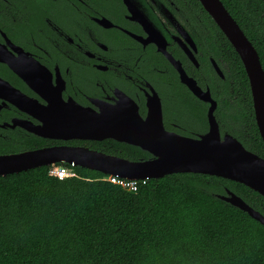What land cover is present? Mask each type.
Listing matches in <instances>:
<instances>
[{"label": "trees", "instance_id": "1", "mask_svg": "<svg viewBox=\"0 0 264 264\" xmlns=\"http://www.w3.org/2000/svg\"><path fill=\"white\" fill-rule=\"evenodd\" d=\"M51 1L15 0L10 8L28 3L47 9ZM176 1L201 52L199 68L184 60L185 66L200 84L210 85L222 130L264 157L240 55L199 0ZM222 1L264 67V0ZM210 57L222 66L225 78L216 74ZM174 88L181 104L195 107L194 132L206 131L207 104L181 82ZM81 143L130 160L151 157L139 146L111 138ZM19 147V142L0 138V154ZM50 167L0 176V264H264V224L218 197L230 189L264 214V196L243 183L185 172L148 179L131 191L97 170L76 166L78 176L60 179Z\"/></svg>", "mask_w": 264, "mask_h": 264}, {"label": "flooded vegetation", "instance_id": "2", "mask_svg": "<svg viewBox=\"0 0 264 264\" xmlns=\"http://www.w3.org/2000/svg\"><path fill=\"white\" fill-rule=\"evenodd\" d=\"M14 1L0 0V54L10 60V63L0 60V78L28 98L41 106L62 109L65 103L75 102L99 112L102 106L110 107L127 96L137 103L141 116L146 118L148 99L155 91L162 102L167 130L196 138L208 132L210 103L189 89L207 104L208 128L194 132L190 124L197 123L195 107L181 104L182 99L174 88L177 81L183 83L180 72L158 50L157 43L153 41L154 34L151 35L143 23L132 18V11L124 0H52L47 9L34 8L28 3L10 8ZM132 2L166 37L168 51L182 62L188 75L196 79L204 90L209 87L212 97L217 100L210 85L200 84L185 66L184 60L188 61L187 65L199 68L201 52L190 25L186 23L189 19L179 3L176 0ZM103 18L109 19L112 26L101 23ZM184 32L189 34L197 50L184 38ZM179 37L192 50L198 65L179 43ZM212 59L210 57L216 74L225 78L222 66L215 60L223 76L216 70ZM217 108L215 115L224 136L230 132L222 130ZM14 120L35 126L43 123L10 100L8 92L4 91L0 95V138L19 142L20 147L1 154L58 145L96 149L81 143L90 139L45 137L20 123L15 124ZM33 140H44L47 144L37 146L31 144Z\"/></svg>", "mask_w": 264, "mask_h": 264}, {"label": "water", "instance_id": "3", "mask_svg": "<svg viewBox=\"0 0 264 264\" xmlns=\"http://www.w3.org/2000/svg\"><path fill=\"white\" fill-rule=\"evenodd\" d=\"M124 1L132 11V18L143 23L151 35L154 34L153 41L157 43L158 50L163 52L180 72L181 81L198 98L210 103L208 132L196 138L167 130L163 121L162 102L155 91L149 96L148 113L146 118H143L137 103L127 96L115 105L102 106L99 112L75 102L65 103L64 107L59 109L41 106L0 78V95L7 91L10 100L43 122L35 126L14 120L15 124L20 123L38 135L51 138H112L139 146L152 154V158L136 161L86 146L43 147L20 153L0 154V176L56 163H74L128 179L162 178L168 174L185 172L215 175L243 183L264 196V157L247 148L234 135L226 133L222 136L215 115L218 102L212 97L210 88L204 90L196 79L188 75L182 62L168 51L166 37L138 10L132 0ZM199 1L243 61L250 81L255 118L264 141V67L260 54L222 0ZM101 23L112 26L107 18L101 19ZM183 36L197 50L189 34L184 32ZM177 39L198 65L192 50L181 37ZM0 60L10 63V60L3 58L1 54ZM212 62L223 76L215 59H212ZM218 197L248 212L264 224V214L234 191L226 189V193L218 194Z\"/></svg>", "mask_w": 264, "mask_h": 264}, {"label": "built area", "instance_id": "4", "mask_svg": "<svg viewBox=\"0 0 264 264\" xmlns=\"http://www.w3.org/2000/svg\"><path fill=\"white\" fill-rule=\"evenodd\" d=\"M50 174L56 176L60 179H65L68 177L78 176L79 173L76 170V164L74 163H67V164H51L50 165ZM110 182L115 184H119L131 191H137L141 184H145L148 179H128L124 177H120L118 175H109L108 177L104 178Z\"/></svg>", "mask_w": 264, "mask_h": 264}]
</instances>
